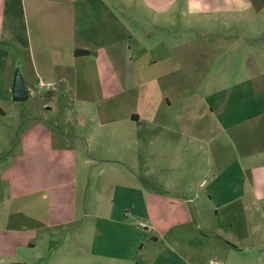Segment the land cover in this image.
<instances>
[{
  "label": "crops",
  "instance_id": "obj_1",
  "mask_svg": "<svg viewBox=\"0 0 264 264\" xmlns=\"http://www.w3.org/2000/svg\"><path fill=\"white\" fill-rule=\"evenodd\" d=\"M175 1L0 0L2 74L19 67L28 96L37 80L49 110L65 113L19 138L23 170L0 171L10 200L45 201L22 210L4 204L0 259L16 258L7 264H36L38 244L59 238L54 232L65 234L54 264H199L203 240L215 237L231 259L248 247L250 230L264 227V28L249 19L264 3L184 0L200 16L185 25L198 27L196 47L155 38L151 27L174 13ZM240 16L246 22L236 29L229 17ZM239 43L248 65L242 81L172 77L176 58L210 67L223 55L234 61ZM159 62L172 64L164 75ZM148 92L155 99L143 103ZM239 206L258 216L239 217ZM209 208L228 212L213 235Z\"/></svg>",
  "mask_w": 264,
  "mask_h": 264
},
{
  "label": "rangeland",
  "instance_id": "obj_2",
  "mask_svg": "<svg viewBox=\"0 0 264 264\" xmlns=\"http://www.w3.org/2000/svg\"><path fill=\"white\" fill-rule=\"evenodd\" d=\"M261 5L264 3V0H260ZM185 7V14H181V12L176 11V9ZM176 8V9H175ZM174 13L166 15H160L158 24L156 26L151 27L152 31L158 27V31L155 35L156 39L165 40L166 38H173L179 42L180 44L184 41H190L191 43H195L196 47L199 45V39L197 35H199L198 27L196 26L193 31H186L185 25H198L200 16L199 15H192L188 12V4L184 0H176L174 8ZM168 18V22H167ZM236 17L230 18L229 22H232L236 29L240 26L244 25L246 22V18L244 17ZM250 23L256 28L260 29L261 27L264 28V8L261 11L256 9L255 13L250 14ZM215 24V22H212ZM219 21H217V24ZM169 24V25H167ZM173 29V30H172ZM237 32V31H236ZM224 35L228 33V31L223 32ZM161 42V41H159ZM262 45L264 44V38L260 41ZM162 45L165 43L162 42ZM158 46L159 54L163 55L165 52V46ZM146 48L149 47L145 45ZM192 47V46H191ZM264 45L262 46V48ZM238 51H240V55L231 61L226 55H223L220 62L212 63L209 67L208 65L199 64V63H183L176 58V63L174 66L175 74L172 77L175 81H183L184 78L189 77L193 79L199 78V84H202L205 77L210 76L211 74H225L227 78L224 80L226 85H233L234 83L242 81V75L247 74V63L245 60V49L246 46L242 43H239L237 46ZM178 50V48H177ZM167 65L170 68L172 64L167 62H159L157 67L158 75H164L167 70ZM190 67V69H189ZM205 67V68H204ZM209 67V68H208ZM5 69L3 62H0V95L5 97L4 101L0 102V107L3 109L4 114L0 115V171L5 169H10L12 167L15 168H22V156H23V148L22 145H17V141L19 138H22L25 135V130L27 128L34 129L35 126L38 124L45 126L42 122L44 119L48 121L58 120V119H65V113L61 110L54 109V111H50L49 107L51 105L45 99V95L42 91H39L37 88V80H35V88L29 91V96L27 100L16 102L13 101L11 98V85L13 81V76L16 70L20 72L21 70L17 66H12L11 70H9L8 74H2V71ZM203 69V70H202ZM184 75V77H182ZM236 78V79H235ZM23 80V78H22ZM161 85V84H160ZM163 85V84H162ZM152 87V85H151ZM153 88V87H152ZM145 89V88H144ZM9 91V92H8ZM153 98V99H152ZM155 96L148 94L143 96V103H150L151 100H154ZM127 104L126 110L129 111L134 108V95L133 92L127 95ZM48 102V103H47ZM63 102L59 100L58 104L55 105L59 107L60 104ZM56 110V111H55ZM68 118H71L70 116ZM31 124V126H30ZM35 130L28 133L34 134ZM21 170V171H22ZM46 175V173H45ZM34 176V175H32ZM8 183L7 178L0 174V211L5 212L4 204L8 205L7 208L10 206L13 210L21 209L23 205L28 202L27 204L33 203L35 197L30 198H20L18 200H10L8 196V192L3 190H8ZM7 196V198H6ZM5 199H7L5 201ZM40 202H45L41 200V198H35L34 204H38ZM239 217L245 218L246 215H255L258 216L257 212L253 210V208H246L243 210V206L238 207ZM249 209V210H248ZM5 210V211H4ZM253 210V211H252ZM264 212V208H263ZM207 218L208 224L211 226L212 235L214 230L218 227H223V229L227 226L228 221V212L224 209H219L218 213L216 214L212 208L207 210ZM12 223H17L14 221ZM22 224H17V227L21 226ZM264 226V223H263ZM242 231V230H241ZM245 231V230H244ZM242 231V232H244ZM55 234L59 235L60 237L53 238L50 242H42L39 243L36 249V253L41 254V259H39L36 264H54L56 253L55 251L58 249V245H60L63 237L65 236L64 232L60 234L59 232H54ZM250 235L245 243L248 247L245 246L240 247V251L235 253L233 257L230 259L228 258L227 254L224 251H219L216 247V239L215 237H209L207 241L203 240V244L198 245L199 253L195 255L197 257V262L199 264H264V227L261 231L253 232L250 230ZM66 237H69L67 235ZM66 239V244L69 242V238ZM2 247H5L0 245ZM20 255L18 258H21L26 253L18 252ZM194 258V256H193ZM16 260V258H1L0 263L7 264L11 261ZM232 260V261H231ZM10 261V262H9ZM231 262V263H230Z\"/></svg>",
  "mask_w": 264,
  "mask_h": 264
},
{
  "label": "water",
  "instance_id": "obj_3",
  "mask_svg": "<svg viewBox=\"0 0 264 264\" xmlns=\"http://www.w3.org/2000/svg\"><path fill=\"white\" fill-rule=\"evenodd\" d=\"M11 98L13 101L21 102L28 98V91L18 70L15 71L11 85Z\"/></svg>",
  "mask_w": 264,
  "mask_h": 264
},
{
  "label": "trees",
  "instance_id": "obj_4",
  "mask_svg": "<svg viewBox=\"0 0 264 264\" xmlns=\"http://www.w3.org/2000/svg\"><path fill=\"white\" fill-rule=\"evenodd\" d=\"M73 54L76 57H85V56L89 55V52L83 51V50H75ZM0 114H2V112H0Z\"/></svg>",
  "mask_w": 264,
  "mask_h": 264
},
{
  "label": "built area",
  "instance_id": "obj_5",
  "mask_svg": "<svg viewBox=\"0 0 264 264\" xmlns=\"http://www.w3.org/2000/svg\"><path fill=\"white\" fill-rule=\"evenodd\" d=\"M40 86L43 87L44 85L42 83H40Z\"/></svg>",
  "mask_w": 264,
  "mask_h": 264
}]
</instances>
